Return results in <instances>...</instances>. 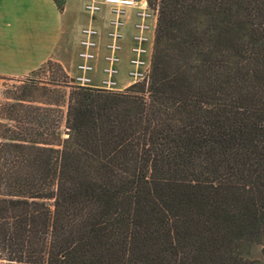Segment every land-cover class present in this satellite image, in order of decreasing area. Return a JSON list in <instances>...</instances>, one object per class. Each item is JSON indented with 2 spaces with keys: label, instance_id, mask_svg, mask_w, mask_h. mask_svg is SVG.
Instances as JSON below:
<instances>
[{
  "label": "trees",
  "instance_id": "obj_1",
  "mask_svg": "<svg viewBox=\"0 0 264 264\" xmlns=\"http://www.w3.org/2000/svg\"><path fill=\"white\" fill-rule=\"evenodd\" d=\"M149 2V83L0 148L7 264H264V0Z\"/></svg>",
  "mask_w": 264,
  "mask_h": 264
},
{
  "label": "built area",
  "instance_id": "obj_2",
  "mask_svg": "<svg viewBox=\"0 0 264 264\" xmlns=\"http://www.w3.org/2000/svg\"><path fill=\"white\" fill-rule=\"evenodd\" d=\"M89 23L79 33L75 90L125 93L154 74L160 8L149 0H87Z\"/></svg>",
  "mask_w": 264,
  "mask_h": 264
},
{
  "label": "rangeland",
  "instance_id": "obj_3",
  "mask_svg": "<svg viewBox=\"0 0 264 264\" xmlns=\"http://www.w3.org/2000/svg\"><path fill=\"white\" fill-rule=\"evenodd\" d=\"M62 1L66 6L67 0ZM85 3L87 0H69L68 7L86 19L89 17L84 10ZM85 21L65 36L56 62H48L26 77H0V148L7 139L35 142L44 139L47 143L67 139L68 106L77 91L67 73H72L76 64L77 36L79 39L81 29L87 24ZM1 259L0 264H7Z\"/></svg>",
  "mask_w": 264,
  "mask_h": 264
},
{
  "label": "crops",
  "instance_id": "obj_4",
  "mask_svg": "<svg viewBox=\"0 0 264 264\" xmlns=\"http://www.w3.org/2000/svg\"><path fill=\"white\" fill-rule=\"evenodd\" d=\"M68 2L61 12L54 0H0V77H26L59 59L71 30L89 23Z\"/></svg>",
  "mask_w": 264,
  "mask_h": 264
}]
</instances>
